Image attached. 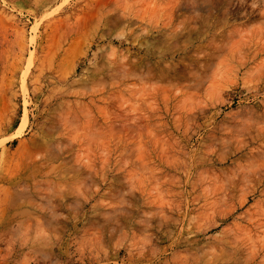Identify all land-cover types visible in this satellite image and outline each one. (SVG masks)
Listing matches in <instances>:
<instances>
[{"label":"rangeland","instance_id":"374dc122","mask_svg":"<svg viewBox=\"0 0 264 264\" xmlns=\"http://www.w3.org/2000/svg\"><path fill=\"white\" fill-rule=\"evenodd\" d=\"M0 17V264H264V0Z\"/></svg>","mask_w":264,"mask_h":264},{"label":"bare ground","instance_id":"6f19581e","mask_svg":"<svg viewBox=\"0 0 264 264\" xmlns=\"http://www.w3.org/2000/svg\"><path fill=\"white\" fill-rule=\"evenodd\" d=\"M0 23L2 24V26H6V25H8V24L5 22V20L2 19L1 17H0ZM13 28L16 29V26H13ZM20 43H21V42H20ZM19 149H20L22 152H26V151L28 152V146H27V144H22V145H20V146H19ZM26 158H27V157H26ZM26 158H25L23 161H25ZM27 159H28V158H27ZM29 159H30V157H29ZM27 161H28V160H27ZM31 161H32V163H35L34 160H31ZM31 161H30V162H31ZM28 163H29V162H28ZM6 201H7V200H6ZM5 203H6V202H5ZM8 211H9V209H8L7 205L3 206V207L0 209V215H1V217H2V218L6 217Z\"/></svg>","mask_w":264,"mask_h":264}]
</instances>
